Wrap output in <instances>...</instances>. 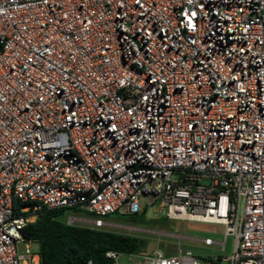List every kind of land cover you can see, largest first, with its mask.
Instances as JSON below:
<instances>
[{
	"label": "built area",
	"instance_id": "built-area-1",
	"mask_svg": "<svg viewBox=\"0 0 264 264\" xmlns=\"http://www.w3.org/2000/svg\"><path fill=\"white\" fill-rule=\"evenodd\" d=\"M43 209L234 240L111 264H264V0H0V264H40L22 230Z\"/></svg>",
	"mask_w": 264,
	"mask_h": 264
},
{
	"label": "trees",
	"instance_id": "trees-1",
	"mask_svg": "<svg viewBox=\"0 0 264 264\" xmlns=\"http://www.w3.org/2000/svg\"><path fill=\"white\" fill-rule=\"evenodd\" d=\"M19 206H22L21 204ZM66 210L43 209L33 223L27 224L22 235L38 245L40 264H111L109 251L142 253L145 239L103 229L68 226L60 221ZM122 222L135 225H157L161 219L139 215H117Z\"/></svg>",
	"mask_w": 264,
	"mask_h": 264
},
{
	"label": "rangeland",
	"instance_id": "rangeland-1",
	"mask_svg": "<svg viewBox=\"0 0 264 264\" xmlns=\"http://www.w3.org/2000/svg\"><path fill=\"white\" fill-rule=\"evenodd\" d=\"M76 214L78 216L93 219L94 215L86 214L83 212H70L66 210L60 221L65 222L67 216ZM146 218L151 220L160 218V214L148 209L145 213ZM127 216V215H126ZM164 216V215H163ZM161 221L157 225L141 226L135 224H128L122 222L117 215H112L104 220L107 223L113 224L106 227L104 230L120 233L123 235L137 236L145 239V246L141 251L152 253L159 249L167 255L176 253L178 243L180 241L181 248L192 251V253L202 259L217 258L229 256L233 250L234 240L232 236L225 237V228L218 224H206L193 221H170L166 218H160ZM126 226V227H125ZM134 228V229H132ZM165 233V234H164ZM172 235L169 237L163 235ZM181 235L184 238L179 240L176 236ZM210 239L214 242L225 241V251L222 252L221 248L217 245L206 246L199 240ZM23 246H20V249Z\"/></svg>",
	"mask_w": 264,
	"mask_h": 264
},
{
	"label": "crops",
	"instance_id": "crops-1",
	"mask_svg": "<svg viewBox=\"0 0 264 264\" xmlns=\"http://www.w3.org/2000/svg\"><path fill=\"white\" fill-rule=\"evenodd\" d=\"M155 219H158V218H155Z\"/></svg>",
	"mask_w": 264,
	"mask_h": 264
}]
</instances>
